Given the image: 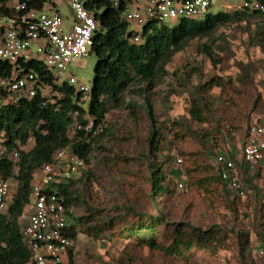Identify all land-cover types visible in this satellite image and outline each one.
<instances>
[{
    "label": "rangeland",
    "instance_id": "1",
    "mask_svg": "<svg viewBox=\"0 0 264 264\" xmlns=\"http://www.w3.org/2000/svg\"><path fill=\"white\" fill-rule=\"evenodd\" d=\"M53 2L67 29L73 22L67 0ZM233 2L219 1L211 7L210 13H232L233 9L226 10L223 6ZM238 2L240 0H236V4ZM257 22L258 18L249 17L246 21L220 26L210 40L191 41L166 65V76L145 95L152 111V126L157 131L154 156L150 152L151 128L145 113L143 88L139 83L130 86L125 93L126 105L106 114L102 123L105 133L91 142L88 163L80 171L81 174L86 173L72 186L76 203L70 211L74 216L82 218L83 222L92 216V221L101 225L107 218L121 215L124 218L116 221L114 227L120 229L131 217L128 210L145 216L154 213L147 197L146 180L148 166L159 164L168 181L175 184L173 197L159 202L161 211L173 222L201 228L218 225L231 231L226 248L213 253L201 250L192 260L184 262L147 248L135 250L132 242L118 239L106 230L96 234L79 233L73 242L72 264H127L123 259L125 249L127 254L134 256V264H249L238 255L236 235L240 232L247 233L249 237L248 260L252 264L263 262L259 251L264 253V247L256 242L253 230L260 223L258 209L264 202V164L244 165L238 155L249 126L254 121L264 123V51L255 40ZM176 24L168 21L164 25L172 29ZM128 29L141 35L143 27L131 24ZM203 44L211 49L210 55H205L200 48ZM95 63L96 58L90 53L88 57L74 61L69 72L91 88ZM65 78L66 74L63 75ZM215 78L222 80V86L206 91L204 105L210 115L208 122L198 124L189 115L195 88ZM78 85L76 83L74 87ZM130 100L137 105L134 117L130 115L127 104ZM72 132L70 129L69 135ZM205 134L210 137L204 139L202 136ZM218 150H230L235 155L238 178L247 187L245 198L236 201L232 208L227 207L228 198L220 188L213 190L212 195H206L185 185L183 170L214 166L212 154ZM177 158L182 160L179 165ZM179 169L181 178L177 174ZM33 183H38L37 174ZM15 186V180L9 179L10 198ZM134 192L138 195L129 196ZM28 211L29 206L25 207L19 220L21 226ZM64 264H68V259Z\"/></svg>",
    "mask_w": 264,
    "mask_h": 264
},
{
    "label": "trees",
    "instance_id": "2",
    "mask_svg": "<svg viewBox=\"0 0 264 264\" xmlns=\"http://www.w3.org/2000/svg\"><path fill=\"white\" fill-rule=\"evenodd\" d=\"M21 1L34 9H42L45 4L55 7L54 0ZM133 1L120 0L117 7L113 8L111 0H83L85 8L91 12L97 24L90 52L94 54L96 63L92 72L90 100L85 107L81 102V93L76 87L66 81L59 82L49 71L42 68L38 61L30 60L21 63L20 67L0 61V80H10L15 75L32 72L37 84L32 98L27 96V92H12L0 87V140L6 151V156L0 161V176L8 181L13 179L16 183L6 213L0 214V264L29 263V252L20 237L19 220L25 207L29 206L31 185L38 169L50 162L54 153L64 147H69L71 152L83 160L85 169L91 154V142L96 136L102 137L105 133L102 129L98 134H93L92 130L88 133L74 131L69 135V126L75 121L72 116L74 112H77L76 121L82 125H85L86 117L93 119L94 127L102 125L109 111L126 105L125 93L130 86L139 83L145 96L166 76V65L183 46L189 45L195 39L210 40L214 32L223 25L246 21L249 17L258 18L254 35L257 45L264 51V12L246 9L232 13L209 14L200 21L181 20L172 29L166 28L164 24H150L143 28L140 35L143 42L139 45L132 44L129 38L133 32L129 31V24L122 15ZM256 1L264 6V0ZM7 2L8 0H0V12L3 14L6 12L3 5ZM200 48L205 55H210L209 46L203 44ZM221 86L222 80L215 78L195 88L189 108L191 120L198 124L208 122L210 111L204 105V95L207 90ZM144 100L145 113L151 128L150 152L154 156L157 131L152 126L154 122L148 106L149 100L146 96ZM127 104L130 115L134 117L136 103L130 100ZM202 137L207 139L210 135L205 134ZM201 145L206 149L204 142ZM13 151L18 153L15 159L11 157ZM212 155L214 166H195L183 170V175L186 176L185 185L206 195H212L213 190L220 188L226 199L231 198V201L226 200V205L232 208L235 202L241 199L228 191L220 179V166L215 163V155ZM236 161L235 158V163ZM259 164H264V161ZM148 167L150 169L146 180L147 197L154 209L153 214L145 216L128 210L131 217L127 218L126 225L115 229V222L124 216H112L98 225L92 221V216L83 222L82 218L69 212L72 220L71 237L75 238L79 233L87 235L110 230L116 238L132 242L135 250L147 248L184 262L192 260L196 252L201 250L213 253L225 249L231 231L228 232L218 225L201 228L184 222H173L161 211L159 202L173 197L175 184L168 181L161 165L150 164ZM84 173L57 188L69 210L76 203L72 186L81 180ZM177 174L181 178L179 171ZM131 195L138 194L134 192L129 196ZM258 216L260 223L253 233L256 242L264 247V202L258 209ZM88 223L89 226L86 227ZM236 236L240 259L252 264L246 255L250 247L248 234L240 232ZM73 252L74 250L68 254V264L73 263ZM123 254L127 264L135 263L134 256L127 254L126 249ZM262 258L261 264H264V253Z\"/></svg>",
    "mask_w": 264,
    "mask_h": 264
},
{
    "label": "built area",
    "instance_id": "3",
    "mask_svg": "<svg viewBox=\"0 0 264 264\" xmlns=\"http://www.w3.org/2000/svg\"><path fill=\"white\" fill-rule=\"evenodd\" d=\"M120 0H111L113 8ZM222 0H134L123 12V19L129 25L142 26L176 23L181 20H203L211 14L210 9ZM225 1V0H223ZM223 6L232 11L246 9L264 12V6L256 0H236ZM73 22L64 28L62 15L50 4L42 9L29 8L21 0H8L3 5L5 14L0 12V61L16 64L36 60L40 66L50 72L59 82L76 87L81 93V102L86 105L90 100L91 88L76 80L69 72V66L77 60L88 57L93 46V36L97 24L84 5L83 0H67ZM134 7V9H130ZM233 7V8H232ZM0 8L2 5L0 4ZM229 12V11H228ZM129 42L139 45L143 42L140 35L133 32ZM66 74L67 78L63 79ZM0 87L12 92H27L32 98L37 87L35 74L32 72L15 75L10 80H0ZM75 121L69 126L75 131L93 130V134L102 131V125L94 127L93 119L86 117L85 125L76 121L77 112L72 114ZM239 158L247 165H257L264 161V123L254 121L248 130L245 142L239 150ZM6 156L0 140V161ZM12 158H17L13 151ZM220 166L219 176L226 188L235 197L244 199L247 187L239 178L235 155L230 150H218L214 157ZM177 165L181 159H176ZM84 169V162L69 147L57 150L51 161L43 164L37 171L38 183H33L30 190L29 211L20 228L23 245L29 252L28 264H64L69 252L74 250V237H71V212L59 194V185H66L77 178ZM179 173L181 169L178 170ZM80 173V174H79ZM182 187L181 184L178 185ZM9 181L0 176V214H5L10 202ZM262 255L263 252L259 251Z\"/></svg>",
    "mask_w": 264,
    "mask_h": 264
}]
</instances>
